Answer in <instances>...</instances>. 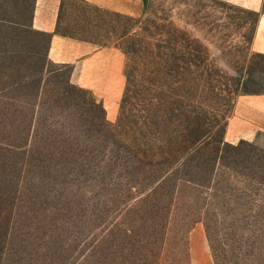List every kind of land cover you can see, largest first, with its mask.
I'll list each match as a JSON object with an SVG mask.
<instances>
[{"label":"rangeland","instance_id":"obj_1","mask_svg":"<svg viewBox=\"0 0 264 264\" xmlns=\"http://www.w3.org/2000/svg\"><path fill=\"white\" fill-rule=\"evenodd\" d=\"M29 1L0 0L24 21L0 22V264H264V132L224 139L237 96L264 91L258 12L67 0L58 31L122 51L110 117L47 60Z\"/></svg>","mask_w":264,"mask_h":264},{"label":"crops","instance_id":"obj_2","mask_svg":"<svg viewBox=\"0 0 264 264\" xmlns=\"http://www.w3.org/2000/svg\"><path fill=\"white\" fill-rule=\"evenodd\" d=\"M66 1L30 0L29 5H24L25 10L29 11L27 23H30L32 28L47 34V60L70 66V81L96 92L102 100L107 115L112 117L115 115V108L111 101L119 98L124 81L119 66L122 51L115 45H101L93 39L58 31L57 26L62 23ZM81 1L104 13L130 18L142 15L145 7L143 0ZM224 1L258 12L250 49L253 53L264 56V0ZM13 12L6 19L1 18L0 22L24 23L16 19L23 16L19 15L20 11ZM262 131L264 132V91L239 94L234 104L233 114L227 121L224 139L228 142L252 140Z\"/></svg>","mask_w":264,"mask_h":264},{"label":"trees","instance_id":"obj_3","mask_svg":"<svg viewBox=\"0 0 264 264\" xmlns=\"http://www.w3.org/2000/svg\"><path fill=\"white\" fill-rule=\"evenodd\" d=\"M144 2V1H143ZM64 34H68V33H64ZM75 36V35H74Z\"/></svg>","mask_w":264,"mask_h":264}]
</instances>
